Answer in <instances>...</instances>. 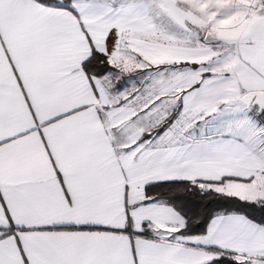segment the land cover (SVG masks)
<instances>
[{
	"label": "snow or ice",
	"instance_id": "1",
	"mask_svg": "<svg viewBox=\"0 0 264 264\" xmlns=\"http://www.w3.org/2000/svg\"><path fill=\"white\" fill-rule=\"evenodd\" d=\"M0 264H264V0H0Z\"/></svg>",
	"mask_w": 264,
	"mask_h": 264
}]
</instances>
